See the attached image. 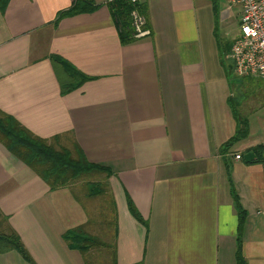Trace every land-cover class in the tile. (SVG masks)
<instances>
[{
	"label": "crops",
	"instance_id": "obj_1",
	"mask_svg": "<svg viewBox=\"0 0 264 264\" xmlns=\"http://www.w3.org/2000/svg\"><path fill=\"white\" fill-rule=\"evenodd\" d=\"M75 1L10 0L0 9V113L41 139L72 134L91 163L111 169L117 264H238L239 251L245 264H264V109L239 117L246 106L226 60L234 69L240 28L230 42L220 29L237 8L139 0L150 35L124 44L110 0L56 24ZM63 80L74 87L66 94ZM0 212L35 264H86L64 240L86 212L1 143ZM0 264L30 263L13 251Z\"/></svg>",
	"mask_w": 264,
	"mask_h": 264
},
{
	"label": "trees",
	"instance_id": "obj_2",
	"mask_svg": "<svg viewBox=\"0 0 264 264\" xmlns=\"http://www.w3.org/2000/svg\"><path fill=\"white\" fill-rule=\"evenodd\" d=\"M9 2L10 0H0L2 12L5 11ZM110 5L121 29L122 42L124 44L131 43L133 41L131 13L135 9L134 5L130 0H115ZM98 8L99 6L95 4L94 0H76L72 8L57 15L56 24L68 17L93 13ZM53 60L56 64L64 66L67 75L75 79L77 72L70 65L61 59L53 58ZM73 88L71 84L63 80L61 85L63 94ZM237 141L238 138H234L225 146L229 148ZM0 143L15 158L45 181L52 191L70 190L77 203L86 212L87 223L64 235L68 246L79 251L86 264H107L108 260L106 262L105 259H102L104 254L111 259L109 264H117L118 213L109 184V179L113 174L111 169L91 163L72 134L41 139L2 113H0ZM98 198L102 199L104 205L100 211L101 223L99 226L102 227L101 230L106 241H102L86 231V227L94 223L90 211L91 203ZM129 208L132 214L141 221V216L131 200H129ZM7 221V217H4L0 212V226L3 227ZM4 230L0 227V255L14 251L28 263L35 264L20 236L10 227L6 228V231ZM238 264H245L240 251Z\"/></svg>",
	"mask_w": 264,
	"mask_h": 264
},
{
	"label": "built area",
	"instance_id": "obj_3",
	"mask_svg": "<svg viewBox=\"0 0 264 264\" xmlns=\"http://www.w3.org/2000/svg\"><path fill=\"white\" fill-rule=\"evenodd\" d=\"M115 1V0H110ZM135 9L131 13L133 37L142 39L150 35L146 19L137 8L139 0H130ZM240 9V34L234 41L230 58L238 78H257L264 81V0H227ZM241 155L236 159L240 160Z\"/></svg>",
	"mask_w": 264,
	"mask_h": 264
},
{
	"label": "rangeland",
	"instance_id": "obj_4",
	"mask_svg": "<svg viewBox=\"0 0 264 264\" xmlns=\"http://www.w3.org/2000/svg\"><path fill=\"white\" fill-rule=\"evenodd\" d=\"M222 4L225 5V2H222ZM239 12L240 9L231 8L227 9V13L225 15L223 14V18H225V25L220 29L223 31V39L226 41L230 42L231 40H233V38L237 37V34L239 32V24L236 23L237 20L235 19V17L238 18ZM231 17H234L232 22L229 20ZM226 63L229 65V67L231 65L230 74L232 85L235 88L236 100L241 105V107L242 105L246 106V109L241 108V110L239 111V117H244L245 112H251L252 110H254V108H256V106H258V108L259 106H262L264 109V81L257 78H236L237 76L235 75L234 69H232V62L226 60ZM91 204L92 205L90 207V211L92 214V218L94 219V223L87 226L86 231L89 234L98 237L102 241H106V238L103 237V232L101 230L102 227L99 226V224L101 223L100 211L102 210V207H104V205L102 204V199L98 198L92 201ZM0 227L2 228V230L6 228H3L4 226ZM4 231H6V229ZM102 257V259H105L106 262L108 260L107 264L110 263L111 259L106 256V254H104Z\"/></svg>",
	"mask_w": 264,
	"mask_h": 264
},
{
	"label": "water",
	"instance_id": "obj_5",
	"mask_svg": "<svg viewBox=\"0 0 264 264\" xmlns=\"http://www.w3.org/2000/svg\"><path fill=\"white\" fill-rule=\"evenodd\" d=\"M254 158H255V154L254 153H249V154L245 155L244 160L247 163H250V162L253 161Z\"/></svg>",
	"mask_w": 264,
	"mask_h": 264
}]
</instances>
